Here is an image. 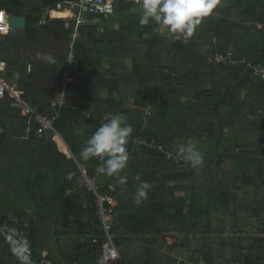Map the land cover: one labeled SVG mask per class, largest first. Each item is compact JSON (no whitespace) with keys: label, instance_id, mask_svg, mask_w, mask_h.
<instances>
[{"label":"trees","instance_id":"1","mask_svg":"<svg viewBox=\"0 0 264 264\" xmlns=\"http://www.w3.org/2000/svg\"><path fill=\"white\" fill-rule=\"evenodd\" d=\"M57 1L60 0H0V8L23 13L25 31L34 37V27ZM113 5V17L100 20L87 16L88 22L79 28L80 36L73 47L77 66L71 68L77 83L69 84L66 90L74 100H67L68 108L60 113L53 126L76 163L86 169L88 176H93V158L85 160L81 153L93 133L107 122L104 121L106 116L123 114L127 122L139 120L145 111L156 108L161 98H171L178 90L187 92L182 127L168 145L148 129L141 132L164 145L173 157L166 159L145 147L129 145L127 167L117 175L107 176L106 184L115 188L109 193L115 205L111 208L105 202L104 208L111 210L110 233L119 248L122 263L264 264V188L256 186L263 165L264 132L258 112L264 110L263 85L247 76L223 91L201 92L209 76L220 68L230 67L209 65L210 56L230 45L245 55L239 33L247 24L253 25L258 18H264V0H220L213 14L195 26L189 38H178L153 20L141 25L140 0H113ZM108 20L111 24H105ZM47 25L68 39L71 27L65 29L61 20H49ZM88 47H92L98 59L97 66H92L88 60ZM65 68L66 61L60 60L55 68L57 82ZM48 105L44 100L36 106L41 112ZM73 105L77 111L69 109ZM145 119L152 126L157 122L153 118ZM236 125L243 126L244 137L235 148L247 146L250 140L260 151L256 173L253 177L247 176L248 184L254 188L246 184L243 195L244 205L249 206L242 210L246 220H239V214L228 208L230 195L223 188L229 176L237 178V174L227 173L228 164L237 156L235 148L225 145L223 139L224 130ZM54 136L50 131L40 137L30 135L29 139L30 147L36 149V153L32 151L38 196L54 224L56 248L65 263L102 264L104 239L95 196L85 187L66 195L65 191L82 173L73 159L58 151ZM189 140L200 143L204 157L202 167L194 169L178 155L179 148ZM59 150L63 152L60 147ZM122 176L127 177L125 184L118 183ZM141 181L150 183L152 188L148 198L137 204L136 190ZM177 183L191 193L190 200L182 202V211L177 209L174 199ZM107 186L105 191H108ZM211 212L221 213L222 220L213 222ZM19 217L24 219L23 214ZM64 218H73L72 225H62ZM28 231L27 247L34 258L39 259L45 240L37 219L30 221ZM180 234L184 236L171 245L164 238ZM0 264H17L13 250L1 239Z\"/></svg>","mask_w":264,"mask_h":264},{"label":"crops","instance_id":"2","mask_svg":"<svg viewBox=\"0 0 264 264\" xmlns=\"http://www.w3.org/2000/svg\"><path fill=\"white\" fill-rule=\"evenodd\" d=\"M52 12H55L52 11ZM51 12V13H52ZM50 13V18L47 19V24L49 20H61L63 23L70 22V18L66 19L68 14L66 11L61 13H66V16L63 18H54L52 14ZM59 13V12H55ZM72 22V21H71ZM44 26L45 28L41 30V26L34 27L33 35L28 34V32L25 31V34L22 36H19L22 42H20V45H15L16 42L19 43L18 40L13 42V46L11 47V51H9V54H3L1 59V68L4 65H8L11 67V70H15L18 66L21 67V64L18 65L19 62H21L22 58V49H27L31 55V62H35V59H39L40 57L44 58L43 64L44 67L48 65V63H52L53 61L47 60L45 57L52 56L55 58L56 52L55 50H58L60 48V42L59 40H56L55 38L49 37L51 36V29L53 27ZM246 29H243L239 35H240V45L245 47L244 56L249 58L254 63H264V18L260 17L257 19L256 23L251 25L247 24ZM65 29L67 27H64ZM69 28V27H68ZM55 29V28H54ZM44 32V33H43ZM56 35H60V38L66 41V48L64 46V50L67 49V43L68 39L63 37V35L60 34L58 30L55 29ZM8 36V35H6ZM41 46V50H39L37 53L38 55L32 59L33 51L36 52L38 49L37 47ZM260 48V49H258ZM5 50V48H3ZM16 51V52H15ZM13 53L16 57L12 58L10 57V53ZM44 52H46L44 54ZM241 54V53H240ZM63 60V59H62ZM26 64L29 71H33L34 67L29 62L28 58L26 57ZM60 61V60H59ZM54 64L53 67H51L52 72V78H45L44 79L49 83L50 79L51 83L50 85H47L45 92V95H43V91H36L34 87L32 86L33 81L30 79V77H24V79H27V82H29V85L27 86V93L23 89H20L18 91L21 92L20 101H17L10 95H6L3 99L0 100V120L1 124L4 128L3 135L0 137V216L5 218H18L19 220L26 221L28 225L30 224V221L37 219V221L41 225L42 234L41 237L45 240V246L41 250L40 254H46L48 259L51 260L52 264H64L65 262L62 260L57 248H56V240H55V227L54 224L51 222L50 217L47 213V208L41 203L39 196H38V189H37V182H36V170L34 167V157H33V151L36 153V149L30 147V135H36L34 130L36 127V121L32 113H30L28 110H33L36 112H40V108L36 105H39L44 100L48 101V104L50 103L51 99L53 98L52 90H54V93L57 94L55 98L59 96L60 93V81L57 82L55 80V68L57 64ZM26 66H23V69ZM42 68V72H45V68ZM22 69V73H23ZM224 69V72L222 73H215V75L209 76L208 81L206 82L205 87L209 91H205L207 94H210L215 91H223L227 87H233L238 84L242 79L246 78L248 76V72L241 66H237L235 68L226 67V68H220ZM217 74V75H216ZM41 75V73H40ZM31 77H35L36 74H31ZM12 78L15 81H20L21 75L18 73V71H14L12 74ZM2 81V79L0 78ZM3 82V81H2ZM54 83V86H53ZM59 84V86H58ZM15 86L16 83L11 84ZM51 87V88H50ZM213 88V89H212ZM25 89V90H26ZM57 90V93H56ZM42 93L39 94V93ZM26 94L27 100L22 99V96ZM67 91H66V97H67ZM70 96V94H68ZM70 98V97H69ZM66 99V101L70 99ZM168 99V98H166ZM26 105V107H23L24 105L22 102ZM72 101V100H71ZM74 106V105H73ZM163 107V104L161 105ZM166 106V104H165ZM45 109V108H44ZM43 109V110H44ZM167 111V109L165 110ZM176 111L179 113V110L176 106ZM226 108L224 112H226ZM260 114V110L258 111ZM164 113V112H163ZM110 116L105 117V120L109 118ZM178 120H176L175 124H171L169 122V118L166 116L162 117V120L160 122L161 127V133H160V140L168 145V142L173 138L175 133L182 127V121L185 117V108L182 106L181 113L178 114ZM172 119V118H171ZM170 119V120H171ZM133 121L132 119L129 121V123ZM229 121V119H227ZM243 126L242 125H236L234 127H227V129L223 132V139L225 142V145L228 144L229 147L235 148L237 143L242 142V138L244 137V134H242ZM53 141L57 146L58 151L61 154L66 155L69 159H73L76 163V160L73 156L71 158L69 154L67 153L64 145H63V139L55 132ZM37 136V135H36ZM58 136V137H57ZM40 137V136H37ZM246 145H242L240 148H235V153L237 156L235 157V161H232L228 164V168L230 170L227 171V173H230L231 175L237 174V178L234 176H229L228 181L226 184L223 185V188L226 189L230 195V207L229 209L233 210L234 212L238 213V219L239 220H246V214L245 211L247 210L249 206L244 205L243 195L246 191V184H248L247 176L253 177L257 170V162L260 159L258 151L255 147L256 143L251 142L250 140L246 142ZM67 150L69 149L64 142ZM195 145L197 150L201 152V146L200 143L189 140L187 141L186 145ZM63 152L59 150V147ZM33 150V151H32ZM71 152V151H70ZM228 152H232L231 148L228 150ZM251 154L252 156L248 157L245 154ZM72 154V153H71ZM242 154V155H241ZM260 154V153H259ZM262 154V153H261ZM73 155V154H72ZM254 157V158H253ZM253 158V159H252ZM243 160V161H242ZM255 160V161H254ZM77 166H80L78 163H76ZM239 164V169H236V167ZM84 168V167H83ZM81 171V169H80ZM81 178V177H80ZM78 178V180L70 187V189H67L65 191L66 195L69 196L70 194L79 192L83 189L82 181ZM107 175H100L97 177V190L101 192H105L106 189H104L108 184H106ZM179 183L181 184V178H179ZM173 183L170 182L169 185L171 186ZM177 183V187L174 191V199L175 204L177 206V209H180V211L183 210V206H181L182 202L189 201L191 198L190 191H185L182 186ZM251 187L252 185L248 184ZM257 187H262V184L260 183V178L256 182ZM254 188V187H253ZM257 192V189H255ZM255 201H257V198H254ZM115 205L113 204L111 208ZM170 206H172V201L170 200ZM256 206V205H255ZM252 210V209H251ZM21 214L24 215V219L19 217ZM56 217H54L55 219ZM210 219L214 221L220 222L222 220L221 213L211 212ZM73 218L71 219H62L60 222L62 225L70 226L73 223ZM227 223V220L225 221ZM244 224H242V227ZM241 229V227H240ZM244 229V228H242ZM197 231V229H196ZM28 235L25 236L24 242L27 244L28 242ZM184 236L183 234L175 235V236H164V238L167 240L168 245H171L177 238H181ZM63 238V237H62ZM65 238V237H64ZM50 257V258H49ZM200 264H203L201 262Z\"/></svg>","mask_w":264,"mask_h":264},{"label":"built area","instance_id":"3","mask_svg":"<svg viewBox=\"0 0 264 264\" xmlns=\"http://www.w3.org/2000/svg\"><path fill=\"white\" fill-rule=\"evenodd\" d=\"M56 11L67 9L73 13V17L70 18L74 22L71 34L69 35V41L67 43V52L65 56L66 68L62 71L60 81V93L59 96L53 99L50 104L41 112L28 110L33 114L37 127L34 132L37 136H41L45 132H54V122L59 117L63 110L68 108L66 101V90L69 84H76L77 80L71 75V68L77 66L75 55L73 51L74 43L79 38V28L83 24L87 23V16H94L98 19H108L114 16V5L113 0H60L54 4ZM51 9H48L44 16L50 15ZM8 12L4 8H0V36L9 35V23H8ZM40 25L45 24V19L42 18ZM207 63L211 66L222 65L230 67H243L247 72L249 78L259 81L263 85L264 89V63H254L245 56L239 54L234 45L228 46L221 52H216L210 56ZM6 95H10L17 101H20L21 92L18 91L15 86L6 84L0 80V100ZM22 102V101H21ZM26 107V105L22 102ZM69 109L77 111L75 106H70ZM149 110V109H148ZM261 125L264 132V110L260 112ZM107 117V116H106ZM105 121V119H104ZM4 128L0 120V137L3 135ZM131 146L145 147L148 150L155 151L160 155H163L166 159H171L173 153L164 147L161 143L154 142L151 139L143 136L141 133L138 137H134L131 142ZM262 173L260 176V183L264 188V143L262 146ZM94 164L91 167L93 176L90 177L86 173V169L80 167L82 176L80 180L85 188L91 191L95 196L96 214L99 219V223L103 232V245L101 263H117L123 264L119 255V248L113 243L112 235L110 233L113 219L111 217V210L104 208V203L112 205L113 201L109 197L110 192H114L115 188L113 185H108V191L99 193L97 190V177L102 173L99 171L103 167V162L99 157L93 158ZM111 207V206H110ZM264 221V214H263ZM29 225L26 221L19 220L18 218H5L0 216V239L8 243L9 247L13 250L17 264H52L51 260L48 259L46 254H41L39 259H35L31 249L27 247L24 242L25 236L28 233ZM264 230V225L262 226ZM81 242L84 243L85 239L82 238ZM64 264H78L77 262L64 263Z\"/></svg>","mask_w":264,"mask_h":264},{"label":"clouds","instance_id":"4","mask_svg":"<svg viewBox=\"0 0 264 264\" xmlns=\"http://www.w3.org/2000/svg\"><path fill=\"white\" fill-rule=\"evenodd\" d=\"M219 2L220 0H140V7L143 10L140 24L147 25L153 20L169 32L177 34L178 38L180 36L189 38L194 34L195 26L212 15ZM51 10L54 11L52 8ZM42 18L45 19L46 24L50 15H43ZM45 58L54 62V57L50 55ZM127 119L123 114H115L107 118V122L89 138L87 146L81 153L85 160L99 157L103 162V167L99 171L107 176L117 175L127 167L126 149L129 137L134 131ZM178 155L189 162L194 169L203 166V154L195 145L181 146ZM136 179L139 180L140 177L137 176ZM126 181L127 177L122 176L118 183L125 184ZM151 188L150 183L141 181L137 186L135 202L140 204L142 200H146Z\"/></svg>","mask_w":264,"mask_h":264},{"label":"rangeland","instance_id":"5","mask_svg":"<svg viewBox=\"0 0 264 264\" xmlns=\"http://www.w3.org/2000/svg\"><path fill=\"white\" fill-rule=\"evenodd\" d=\"M98 19V18H97ZM102 20V19H100ZM111 24V20H108L106 21L105 24ZM74 22H65L63 23V27H71L72 29V26H73ZM96 24H100V21H96ZM39 26V25H38ZM46 25H42L41 27V30H43ZM44 33V32H43ZM23 34H25V29L23 30H19V31H16V32H10L8 36H0V65H1V59H2V55L3 54H9V51H11V47L13 46V42L20 39L19 36H22ZM51 36L49 37H52V38H55L56 40H59L60 42V48L58 50H55L56 52V56L54 58V62H52L51 64L48 63V65H46L44 67V64H43V61H44V58L43 57H40L39 59H35V62H31V55L29 53V51L27 49H22V60L21 62L18 63V65L21 64V67L18 66L15 70H11V67L10 66H6L4 65L2 68L0 66V78L2 79V81L6 84H13V83H16V89L20 90V89H23L24 91H26L27 93V86L29 85V82H27V79H24V77L26 78L27 76L30 77V79L33 81L32 83V86L34 87V89L36 91H43V95H45V90L47 88V85H50L51 83V80L50 79L49 83H47V81L44 79V76L45 78H52V72H50L52 69L51 67L54 66L55 63H57L59 60H65V56H66V52H67V49L64 50V46L66 48V41L63 40L62 38H60V35H56V32H55V29L54 27L51 29ZM70 34H71V31H70ZM20 42H22V40L20 39L19 43L16 42L15 45H20ZM3 48H5V50H3ZM38 49L35 51H33V55H32V59H34V57H36L38 55V51L41 50V46L37 47ZM68 48V47H67ZM16 52V51H15ZM46 52H44L45 54ZM88 60L90 62V64L93 66H97L98 65V59L96 57V55H94L93 53V49L92 47H88ZM12 56V58H15L16 56L11 52L10 53V57ZM26 57L28 58L29 62H31V64L33 65L34 67V70L33 71H29L27 65L26 64ZM23 66H26L24 69H23ZM45 68L47 70H45V72H42V68ZM22 69H23V73H22ZM14 71H18V73H20L21 75V79L20 81H15L13 80L12 78V74ZM224 72V69H218L217 70V73H222ZM41 73V75H40ZM31 74H36V76L34 77H31L30 75ZM22 75L24 77H22ZM217 75V74H216ZM55 77V75H54ZM53 77V78H54ZM53 86H54V83H53ZM59 86V84H58ZM51 88V87H50ZM26 89V90H25ZM209 89V88H208ZM206 87H204L201 92H205V91H209ZM213 89V88H212ZM39 93L42 95V93ZM52 93H53V98L51 99V101L53 99H55V97L57 96V94L54 93V90H52ZM56 93H57V90H56ZM187 93V92H186ZM186 93L181 90H178L176 95L171 97V98H168V99H164V98H161L158 106L152 110H147L143 113V117L142 119H139V120H133L130 122V124L133 126V133L131 134V137L134 136L135 138L138 137V135H140L141 132H144V129H148L151 133H154L155 136H157V138L160 136V133H161V125H160V122L161 120H158V118L160 116H166L167 114V117L169 118V122L171 124H175L176 120H178V114L181 113V108L182 106L185 105V101H186ZM70 97V100H74V97L72 96H69ZM22 99L24 100H27L28 101V98L26 97V94H24L22 96ZM50 101V102H51ZM50 104V103H49ZM163 104V107L161 106ZM166 104V106H165ZM176 106L179 110V113H177L176 111ZM167 109V111H165ZM164 112V113H163ZM153 118V119H156V124L154 126L150 125L149 122L145 119V118ZM172 118V119H171ZM171 119V120H170ZM129 123V121H128ZM151 126V128H149ZM130 138V137H129ZM132 139L133 138H130V140H128V144H127V148L129 145H131L132 143Z\"/></svg>","mask_w":264,"mask_h":264},{"label":"water","instance_id":"6","mask_svg":"<svg viewBox=\"0 0 264 264\" xmlns=\"http://www.w3.org/2000/svg\"><path fill=\"white\" fill-rule=\"evenodd\" d=\"M8 14H9L8 15L9 30L11 33L25 29L26 19L23 13L8 12ZM68 154L71 158H73V155L71 154L69 149H68ZM113 264H117V263H113Z\"/></svg>","mask_w":264,"mask_h":264},{"label":"bare ground","instance_id":"7","mask_svg":"<svg viewBox=\"0 0 264 264\" xmlns=\"http://www.w3.org/2000/svg\"><path fill=\"white\" fill-rule=\"evenodd\" d=\"M64 11H66L68 14H70V15H67L66 16V13H61V12H64ZM55 12H59V13H55ZM55 12H52L51 14H52V16L54 17V18H63V17H65L66 16V19H69V18H72L73 17V13L71 12V11H69V10H61V11H55ZM67 17H69V18H67ZM134 115V114H133ZM151 152V151H150ZM89 223V222H88Z\"/></svg>","mask_w":264,"mask_h":264}]
</instances>
